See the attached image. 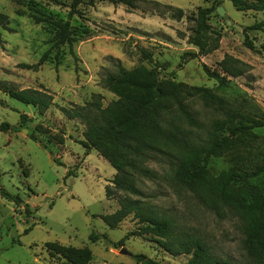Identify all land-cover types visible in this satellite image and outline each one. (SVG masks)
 I'll list each match as a JSON object with an SVG mask.
<instances>
[{
	"label": "rangeland",
	"instance_id": "374dc122",
	"mask_svg": "<svg viewBox=\"0 0 264 264\" xmlns=\"http://www.w3.org/2000/svg\"><path fill=\"white\" fill-rule=\"evenodd\" d=\"M60 1L61 5L47 0H0V13L8 17L12 30L1 31L0 81L18 89L45 90L53 96V105L39 116L32 106L0 91V125L10 126L7 132L0 131V188L22 201L16 206L0 197V264L63 263L58 258L49 259L44 247L48 242L88 247L92 264H135L132 257L119 253L122 248L132 256L144 254L163 263L184 264L188 256L173 257L144 236L128 237L114 248L137 228L131 217L115 229H109L101 220V216L118 208V199L123 197L156 207L175 222L178 231L204 241L219 261L261 264L247 254L244 226L238 215L227 207L215 212L201 205L172 177L173 169L166 160H148L146 166L155 172V178L136 184L139 198L117 191L106 198L105 186L112 187L108 182L115 170L96 152L86 154L79 144L83 125L66 119L60 109L83 106L92 94L100 95L103 107L116 100L102 81L106 75L116 73L119 64L126 70L156 68L160 78L204 88L220 98L219 106L200 98L186 101L201 125L200 130L191 128L196 142L207 140L214 121L232 118L235 124L244 125L264 121V29L247 32L254 50L244 45L243 34L245 27L263 20L264 14L236 11L228 0H223L221 7L229 20L214 13L208 20L211 30L219 34L218 48L191 58L186 55L196 53L197 48L188 43L194 27L188 17L199 7L214 6L213 0H150L181 9L184 16L180 21L151 4L138 3L131 9L110 0H96L92 7L79 6L80 16L69 19L71 47L77 61L64 45L57 64L52 51L38 71L19 68V64L37 63L52 45L55 22L68 20L71 0ZM30 15L43 17L45 22L35 24ZM142 51L150 55L149 59L143 58ZM226 57L243 63H227L243 72L237 77L227 75V83L219 86L205 74L204 67L219 71L218 65ZM21 115L29 121L21 124ZM251 131L256 139L248 147L249 154L242 153L245 163L259 165L264 161V126ZM233 165L229 156L211 157L207 168L217 175ZM250 183L264 188V175L250 179ZM24 205L29 207L28 218ZM27 228L29 231L24 233ZM91 234L103 238L92 243Z\"/></svg>",
	"mask_w": 264,
	"mask_h": 264
},
{
	"label": "trees",
	"instance_id": "16d2710c",
	"mask_svg": "<svg viewBox=\"0 0 264 264\" xmlns=\"http://www.w3.org/2000/svg\"><path fill=\"white\" fill-rule=\"evenodd\" d=\"M54 5H61L60 0H47ZM96 0H71L67 12V21L55 22L56 33L52 45L35 64H19L18 67L28 71H38L54 51L55 64L58 63L60 50L68 45L69 53L77 61L71 47L69 19L80 16L79 6L92 7ZM223 0H213L215 5L199 7L188 20L193 22L192 34L188 43L197 48L196 53H188L191 58L205 56L218 48L219 34L214 33L208 25L211 14L221 6ZM239 12L264 14V0H228ZM113 4H122L135 9L138 3H147L171 13V17L180 21L184 16L181 9L171 5L160 4L150 0H110ZM19 15L23 11H18ZM35 24L45 22L43 17L30 15ZM8 17L0 13L1 31L12 32ZM264 19L256 21L243 29L244 45L254 50L247 38L248 31H262ZM142 56L149 59V54L142 51ZM227 58V59H226ZM219 63L220 70L204 67L205 74L214 79L219 86L227 83V75L237 77L243 71L230 68L227 63L242 65L239 60L226 57ZM103 86L117 99L107 106L101 104V97L92 94L83 106L61 108L60 111L68 120H78L84 127L83 139L79 144L86 154L94 150L114 170L115 174L109 185L105 186L106 198L115 195L114 191L139 198L141 193L137 183L142 179L155 178V172L146 166L150 159L157 162L167 161L173 169L178 184L189 191L201 205L218 212L223 207L233 210L244 226V245L247 254L264 264V188L251 184L250 179L264 175V161L252 165L246 161L242 152L249 154L248 147L256 139L251 131L263 127L264 121H254L251 125L235 124L234 119L214 121L207 134L206 141L196 142L191 128L201 129L195 113L186 101L200 98L205 103L220 105L221 100L207 89L188 86L176 82L173 78H160L156 68L138 66L126 70L118 64L114 74L104 77ZM0 91L9 98L22 104L32 106L39 116L53 105V96L45 90L31 88L18 89L10 82L0 81ZM29 119L20 116V123ZM10 126L3 123L0 131L6 132ZM220 132H226L220 134ZM31 138L35 141L34 136ZM38 142V141H37ZM39 143V142H38ZM59 143L63 139L59 138ZM244 155V156H243ZM229 156L234 165L213 175L207 168L211 157ZM171 177V178H172ZM173 179V178H172ZM0 197L11 201L14 205L22 204L18 196L0 188ZM24 214H30L28 205H24ZM131 217L137 228L128 232L118 243L132 236L148 237L171 256H188L184 264H230L217 260L206 243L197 237L177 230L175 222L160 214L156 207L150 206L140 199L123 197L118 199V208L111 214L101 216V220L109 229H115L126 218ZM29 231L25 229L24 233ZM103 235L91 234L89 240L94 243ZM49 259L63 260L61 264H92V253L88 247L75 248L57 242L44 245ZM135 264H168L147 257L144 254L132 256ZM121 264V263H113Z\"/></svg>",
	"mask_w": 264,
	"mask_h": 264
},
{
	"label": "water",
	"instance_id": "95a60500",
	"mask_svg": "<svg viewBox=\"0 0 264 264\" xmlns=\"http://www.w3.org/2000/svg\"><path fill=\"white\" fill-rule=\"evenodd\" d=\"M216 13L218 14V16L223 17L225 20H229V18L225 16V13L221 6L216 9ZM119 253L128 257H132V255L123 248L120 249Z\"/></svg>",
	"mask_w": 264,
	"mask_h": 264
},
{
	"label": "crops",
	"instance_id": "0c3cea01",
	"mask_svg": "<svg viewBox=\"0 0 264 264\" xmlns=\"http://www.w3.org/2000/svg\"><path fill=\"white\" fill-rule=\"evenodd\" d=\"M7 131H8V130H7ZM7 131H6V132H7ZM90 151H94V150H90ZM90 151H89V152H90ZM89 152H88V153H89ZM94 152H96V151H94ZM96 153H97V152H96ZM114 174H115V173H114ZM113 176H114V175H113ZM112 178H113V177H112ZM108 183H110V182H108Z\"/></svg>",
	"mask_w": 264,
	"mask_h": 264
}]
</instances>
